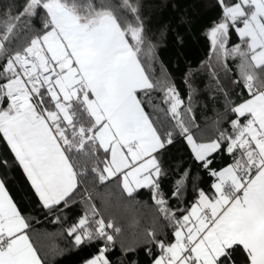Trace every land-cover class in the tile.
Returning a JSON list of instances; mask_svg holds the SVG:
<instances>
[{"label": "snow or ice", "instance_id": "1", "mask_svg": "<svg viewBox=\"0 0 264 264\" xmlns=\"http://www.w3.org/2000/svg\"><path fill=\"white\" fill-rule=\"evenodd\" d=\"M201 6L0 0V264H264V0Z\"/></svg>", "mask_w": 264, "mask_h": 264}, {"label": "trees", "instance_id": "2", "mask_svg": "<svg viewBox=\"0 0 264 264\" xmlns=\"http://www.w3.org/2000/svg\"><path fill=\"white\" fill-rule=\"evenodd\" d=\"M152 2L159 5H163L165 3V0H152ZM167 2L170 4L172 0H167ZM179 5L180 8L188 6L189 7L188 14L190 16L193 14V12L200 13V17L198 18H202L203 16L208 15V13H205L202 9L201 0H179ZM156 15L161 23L170 21L174 25L176 23V16L178 15V13L172 12L170 8H157ZM183 51L187 54L189 58L193 60L197 57V55H199L198 49L192 47L190 42L185 43ZM167 52L169 54H172L174 53V49L169 48ZM165 58H167V56H165ZM125 224L127 226L128 222L125 221ZM37 230L40 232L54 231L43 222L37 225ZM129 231L131 232V229H129ZM40 244L44 248H56V247H64L65 241L57 235L42 236L40 240ZM119 257H120V251H119V247H117V249L113 253L112 258L114 260H117ZM141 260H142V255H141ZM50 264H79V255L68 253L62 256H55L51 259Z\"/></svg>", "mask_w": 264, "mask_h": 264}]
</instances>
